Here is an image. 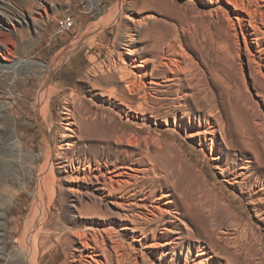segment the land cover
Here are the masks:
<instances>
[{"label":"rangeland","instance_id":"374dc122","mask_svg":"<svg viewBox=\"0 0 264 264\" xmlns=\"http://www.w3.org/2000/svg\"><path fill=\"white\" fill-rule=\"evenodd\" d=\"M247 1L253 8L258 3L260 11H264L262 0H256L257 3L246 0L245 3ZM229 7L217 0H0V28L1 23L8 26L5 29L10 40L8 47H15L14 61L22 62V66L13 73L8 72L9 75H4L5 71L0 69V264H28L25 259L27 249L31 253L30 261H33L30 264H78V253L72 249L69 235L76 231L91 234L96 228L113 229L125 247L136 250L141 247L145 251L144 246L131 240V233L120 230L122 222L111 203L92 204L84 195L82 204H72L74 198L68 196L66 189L77 184L71 183L68 175L57 167L60 165H57L55 153L64 152L68 143L75 146L82 159L103 160L100 148L117 136L112 127L116 132H125L128 137L138 129L141 150L146 147L142 144V139L146 138L152 156L158 151L165 156L168 154L165 157L167 162L164 155L156 154L155 160L167 165L170 159L167 166L170 169L173 164L171 174L175 172L176 175H172L174 179L171 177L170 184L173 182L174 187L171 188H175L177 195L187 196L192 204H231L234 220H223L221 224L230 232L237 230L235 234L238 237L246 236H240L244 246L238 264H264V223L258 216V211H264V192L254 195L255 191L264 189L254 184L256 178L264 183V68L254 58L258 56L254 49L255 37L249 36L247 31L242 32L243 37L239 21L235 18L236 12ZM65 15L74 17V28L68 33L56 34L55 21ZM153 28L160 30L163 36L154 39L155 34L149 32ZM245 28L249 33L253 32L248 26ZM0 40L6 42V36H1ZM129 40L134 41L129 47L150 58L147 42L160 41L164 45L163 57L182 62L180 66L185 69L186 79L193 78L192 83H197L193 92L212 100V117L208 109H200L193 101L185 110L192 114V124L188 123V117L185 119L187 126L176 122L174 115L164 122L149 115L130 113V121L126 122L125 115L106 107L108 96L121 90L109 79L104 66L113 60L118 62L116 55L126 52ZM74 44L76 50L55 68L47 85L60 87L62 91L60 89L51 98L53 118L50 129H45L34 106L43 73L33 65L53 64L62 50L67 51ZM245 45L248 57L252 56L258 64H248ZM101 70L104 71L102 74ZM145 70L149 73L152 65ZM134 71L141 75L142 71ZM85 76L86 83L83 82ZM32 77L36 78L31 81L34 87L28 88L33 93L24 96L25 84ZM16 78H19L18 86L14 83ZM93 82L95 86H92ZM74 89L80 96L86 95L84 105L89 113L86 112L85 117H91L90 124L93 125L86 141L71 138L73 134L64 131L67 128L66 116L62 114L64 95ZM175 89L172 87L171 91ZM168 97L175 98L176 95L173 93ZM124 111L127 113L128 110ZM143 118L148 120V128L143 126ZM194 130L209 131L211 135L188 137V133ZM63 133L69 137L63 138ZM221 136L227 138L226 144L222 143ZM200 141L203 146H200ZM11 142L16 147L9 146ZM86 146H94L96 151L83 156ZM121 148L127 149L125 145ZM47 153L52 157V172L46 167ZM72 153L68 152V157ZM117 155L120 161L127 160L124 153ZM160 159L165 162L161 163ZM143 161V168L136 167L138 170L150 168L148 162ZM245 163L251 166L250 169L238 170ZM226 169L229 175L222 172ZM45 170L50 187L42 194L44 204H34L35 178ZM124 171L133 174L125 168L120 172ZM156 171L157 174L161 172L159 169ZM148 176L153 177V174L148 172ZM231 178H235L237 183L230 184ZM54 180L61 191L56 187L58 192L50 202ZM152 186V191L158 190L150 195L146 204H165L166 199L157 200L161 197L157 185ZM202 193H205L203 197ZM31 219L36 221L37 229L40 228L32 232V237L36 235L37 246L33 245L32 237L31 240L25 239ZM32 257H35V263ZM148 258L150 262L157 263L153 257ZM171 259L172 256H168L167 264Z\"/></svg>","mask_w":264,"mask_h":264},{"label":"bare ground","instance_id":"6f19581e","mask_svg":"<svg viewBox=\"0 0 264 264\" xmlns=\"http://www.w3.org/2000/svg\"><path fill=\"white\" fill-rule=\"evenodd\" d=\"M217 1L223 3V5L227 4L234 9L237 15L235 18L239 21L241 33L247 31L249 36L255 37L253 39L256 43L254 49L258 56L254 58H257L259 64L264 68V44L262 41L264 40V11H260L261 6L257 5L258 3L256 0H253L257 3L255 8L250 6L249 1L245 3L246 0ZM262 3L264 7V0H262ZM1 25L0 37L6 36V42L0 40V69L2 72L5 71L4 75H9L8 72H15L22 66V62L20 60L14 61L16 50L15 47H8L10 40L5 30L8 29V26L6 27L3 23H1ZM246 26L253 32L249 33L250 31L245 28ZM150 30L149 32L154 33L155 35H153L156 36L154 39L162 35L158 29L156 30L153 28L152 31ZM147 32L148 31L145 33ZM152 33H150L151 36ZM244 41L246 43L245 38ZM133 44L134 41L129 40L125 48L126 52L123 55L116 53V56L119 57L118 62L113 60L110 64L104 66L106 67V73L110 75H108L110 77L109 79L118 84L121 90L120 93L116 95L108 96L109 103L106 107L112 111L116 109V113L125 115L126 122L130 121V113L142 116L149 115L150 118L160 119L164 122H167L168 118L174 115L173 119L176 122L187 126L185 119L188 117V123L192 124V114L187 113L185 110L189 108V102L193 101L200 109H208V114L212 117L214 112L212 100L208 96L199 97L198 94L193 92L197 83H192L193 81L191 80L193 78L186 79L187 74H184L185 69L183 68V70L180 66L182 62L163 57L164 45H162L160 41L155 42V40H152L147 42L146 47L149 48L151 58L143 56V53L139 52V50L129 47L133 46ZM170 46L171 44H168V47ZM26 50H28V47ZM75 50L76 44L67 48V51L62 50V54L59 55L60 57L56 58L51 65H33L40 71L42 70L41 72L43 73L42 82L37 88L34 106L35 112L40 116L41 123L45 126V129H50L53 118L51 114V98L61 89L60 87L50 88L47 85L55 68ZM245 52L247 54L248 64L254 65L256 62H254L252 56H250L251 58L248 57L246 45ZM150 64L152 65V70L148 73L145 69ZM43 69L45 71H43ZM188 69L191 70V67ZM134 70L142 71L141 75H138ZM100 72L102 74L104 71L101 70ZM33 80H36V78H29L26 82V89L25 92H23L24 96H31V93H33V90L28 88L34 87V84L31 85V81ZM83 82L86 83V76L83 78ZM14 83L18 86L19 78H16ZM91 84L95 86L94 82ZM184 86H186L185 91ZM172 87H176V89L171 91ZM77 92L78 90L74 89L64 95L62 114L66 116L65 120L67 121V128L64 129V131L73 134L70 136L71 138L86 141L90 136L89 130L93 125L90 124L91 117H85L87 114L86 112H88L84 105L86 95L83 97ZM173 93L176 95L175 98L168 97L173 96ZM98 95L107 97V95L104 94ZM112 99H114L115 102H111ZM121 106H123V108ZM125 109L128 110L127 113L124 111ZM141 122L143 126L145 125L148 128V120L146 118H143ZM112 130L117 136L111 141H107L106 144L100 148L101 155L104 157L103 160L87 157L82 159V155L75 151V146L66 143L68 147L64 152L55 153L56 160H58L57 165H60L57 167H61L60 169L63 171L61 173H66L71 183L77 184L67 187L66 189L68 196L74 198V200L71 201L72 204H82L80 202L83 200L82 198L84 195L87 196L86 198L89 199L92 204L111 203L119 213L118 219L122 222L119 225L120 230L125 233H131V240L135 242V244L138 243L144 246L143 248L145 251H142L141 247L139 250L125 247L118 239V235H114L113 229L111 232L104 228H96L95 232L89 230V233L92 232L91 234H87L86 231H76L69 235L71 237L70 243L72 244V249L74 252L78 253L77 256L79 259L76 260V262H78V264H167L168 256H172L169 264H238V259L240 254H242L241 250L244 246L241 243L243 241H241L242 239L240 236H244V238L246 236L242 233L243 235H239L238 237L235 234L237 230L235 232H230L228 229H223V225L221 224L223 220H234L235 216L231 211V204H204L203 202V204H192L186 199L187 196L179 193V195H177L175 188H171L173 182L170 184L171 177H176V175H174L175 172L171 174V172L174 171L171 170L174 169L171 168L173 164L172 166L169 164V169L167 166L170 161L169 159L168 163H166L167 165H163V162H167L165 157L168 156V154L165 156L160 153V151H158L159 153L155 151L157 156L164 155L163 159H165V161L162 162L161 159L163 156H161L160 161L163 164L157 163L159 159L155 160L156 154L154 153L155 156H152L149 152L150 147L147 145L150 144H148L149 140L146 138H143L144 140L142 139V144L144 146L146 145V147H144L145 149L142 148L143 151L141 150L138 129L135 130L132 137H128L129 135L127 136L125 132L120 130L116 132L114 127H112ZM202 134H205V136L211 135L209 131L202 132L194 130L188 133V137L195 138ZM62 137L67 138L69 136L63 133ZM226 139L227 138L224 136H221L222 143L226 144ZM49 143L51 144V140ZM122 145H125L127 149H122ZM9 146L16 147V144L11 142ZM200 146H203L201 141ZM128 148H131L133 151H129ZM59 149H61V147H59ZM85 149L86 153L84 152L83 156H87V154L96 151V147L94 146H86ZM68 152H73L71 157H68ZM117 153H124L127 160L120 161ZM47 155L49 156H47L48 164L46 167L52 172V157H50L49 153H47ZM133 156H138L140 158L133 159ZM143 160L148 162L150 168L138 170L136 167H142L141 165L144 166ZM128 161L130 162L129 164H127ZM66 163L68 164L65 165ZM250 167L248 163H245L243 167H239L238 170L248 171ZM104 168L106 170L105 172ZM124 168L131 171L133 174L125 171L120 172L124 170ZM158 169L161 171V174L159 172L158 174L156 173ZM46 171L47 170L44 172L41 171L37 178H35L37 179V185L36 193L33 198L34 204H44L42 194L50 187L49 184L47 185ZM148 172H151L153 177L148 176ZM222 172L229 175L228 169L222 170ZM137 174H141L142 176ZM128 180H131V182ZM230 180V184L237 183L235 178H231ZM254 181L257 187L261 186L264 188V183L262 181L257 178ZM152 185H157L159 191H161V197L157 198V200L166 199L167 202L165 204H146L150 199V195L153 193L155 194L157 192L156 190H158L155 188L152 191ZM56 187V181L54 180L50 190V202L53 201L58 192L56 191ZM59 190L61 191V189ZM148 190H150V192ZM263 192L264 189L260 192L255 191L254 195H262ZM203 195H205V193H202V197ZM205 197L204 199L206 201L207 197ZM251 204H253V201ZM253 205L255 211L256 206L255 204ZM82 209L86 210L85 208ZM258 212L260 220L264 223V211ZM231 224L233 225L234 223ZM29 225V229H26L28 232H24V234L26 233V241L29 239L31 240L33 236L32 232L40 229H37L39 226H37L36 221L33 219L30 220ZM231 228L233 227L231 226ZM231 228L229 227L230 230ZM247 233L248 232H246V234ZM32 239L33 245L37 246L36 235L32 237ZM22 241H24V238ZM30 246H32V244ZM29 255H31V253L27 249L25 259L28 264L33 262L30 261ZM150 256L153 257L154 261L157 263L150 262L148 258ZM33 259L35 263V257Z\"/></svg>","mask_w":264,"mask_h":264},{"label":"built area","instance_id":"2783aa9c","mask_svg":"<svg viewBox=\"0 0 264 264\" xmlns=\"http://www.w3.org/2000/svg\"><path fill=\"white\" fill-rule=\"evenodd\" d=\"M75 19L72 15H65L55 21L56 34L68 33L74 28Z\"/></svg>","mask_w":264,"mask_h":264}]
</instances>
